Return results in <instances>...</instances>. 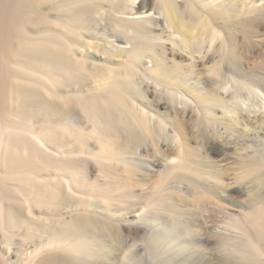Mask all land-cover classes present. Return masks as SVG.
Here are the masks:
<instances>
[{
  "label": "bare ground",
  "instance_id": "bare-ground-1",
  "mask_svg": "<svg viewBox=\"0 0 264 264\" xmlns=\"http://www.w3.org/2000/svg\"><path fill=\"white\" fill-rule=\"evenodd\" d=\"M262 30L264 0H0V264H264Z\"/></svg>",
  "mask_w": 264,
  "mask_h": 264
},
{
  "label": "rangeland",
  "instance_id": "rangeland-1",
  "mask_svg": "<svg viewBox=\"0 0 264 264\" xmlns=\"http://www.w3.org/2000/svg\"><path fill=\"white\" fill-rule=\"evenodd\" d=\"M263 3V1H257V4L258 6H261ZM148 15H151L153 16L154 18H156L157 20H159L158 22V25H156V28H158V30H162V27H165V22H164V18L161 14L159 13H154L153 11H150L148 13ZM160 27V28H159ZM167 32H171V37L172 38H175L177 37L176 34H174L170 29L169 30H166ZM165 32V34L167 33ZM111 40L113 42V44L118 47V48H126L128 47V45L126 43H122V42H119L117 40H115L113 37H111ZM253 41L256 42V43H260V44H264V30H262L261 33L259 34H255L253 36ZM167 43V42H166ZM168 51V50H167ZM195 55L199 56V55H202V53H195ZM146 63L147 64H150L149 63V59L146 58ZM250 103V102H249ZM250 105V104H249ZM249 109L251 110L250 111V115L253 116L254 115V111L257 110L258 112H263L264 113V104L262 103H257V104H254V105H250ZM262 113V114H263ZM259 133H261V130L259 131ZM260 135V134H259ZM262 135V134H261ZM260 135V136H261ZM239 137V138H238ZM244 137L242 136H239V134L236 132V131H233L231 134H229V139H230V147H238L239 145L237 144V139H242ZM237 144V145H236ZM148 146H150V143L148 142ZM223 167V166H222ZM159 168L158 166L157 167H154V169H157ZM224 168V167H223ZM223 172V170H222ZM231 170H227L226 173H230ZM180 187H183L184 185L183 184H179ZM245 199V196H240V197H237V200L239 201H242ZM224 211L226 213H241L240 209L238 208H235L233 209L232 205H229V204H225L224 205ZM222 214H219V216H221ZM128 242L129 244H132L133 243V240H131L130 238H128ZM111 262H116V260H111ZM105 264H108V263H105Z\"/></svg>",
  "mask_w": 264,
  "mask_h": 264
}]
</instances>
